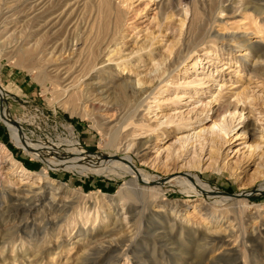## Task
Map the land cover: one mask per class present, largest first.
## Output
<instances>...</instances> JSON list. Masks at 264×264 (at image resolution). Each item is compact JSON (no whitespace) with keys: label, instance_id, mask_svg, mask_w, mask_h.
Returning <instances> with one entry per match:
<instances>
[{"label":"rangeland","instance_id":"1","mask_svg":"<svg viewBox=\"0 0 264 264\" xmlns=\"http://www.w3.org/2000/svg\"><path fill=\"white\" fill-rule=\"evenodd\" d=\"M17 1L0 0L2 19ZM89 1L38 18L48 0H30L0 21L3 118L34 141L75 138L89 154L126 158L153 183L50 168L0 120V146L29 172H11L0 154V212L16 200L31 207L23 218L0 213V238L10 237L0 264H214L230 253L264 264V0H112L119 22L84 73ZM24 31L28 46L48 40L36 70L17 63ZM11 34L19 42L9 44ZM132 81L143 84L133 90ZM224 118L211 145L202 130ZM191 173L229 201L189 193L182 180ZM209 237L222 239L206 245Z\"/></svg>","mask_w":264,"mask_h":264},{"label":"bare ground","instance_id":"2","mask_svg":"<svg viewBox=\"0 0 264 264\" xmlns=\"http://www.w3.org/2000/svg\"><path fill=\"white\" fill-rule=\"evenodd\" d=\"M27 1L30 0H18L17 1L18 3L15 2L17 4V7L13 8L12 9L13 11L11 9L10 10L8 9L7 14L13 12L11 16L18 15L22 11L21 10L17 11V9L20 8V6H22ZM67 1L68 0H48L47 2L48 6L45 8V10L42 13H40L39 16L41 17L38 16V18H43L45 16L54 14L56 11L60 10V8H62ZM89 4L90 6L89 9L87 10L88 21L84 22L82 28L84 29L90 28L89 35L91 36L92 39L90 38L91 43L88 40L85 41V44L88 45L89 48H88V55L86 57V66L84 65L82 69L84 73H86L87 71V70L85 71V68L91 69V67L94 66L93 64L96 63L95 60L101 42L102 41L104 42L106 40V37L108 36V32L110 31V27L112 26V22L116 24L119 22V18H120L119 17L120 13L118 14V12H116L112 6V0H97L96 3L89 1ZM167 8L169 10H172L173 8L172 4L169 3ZM2 16H0L1 23H3L5 20L9 18L11 19V16H8L4 19H2ZM197 30L199 35H201L202 31L200 26L197 27ZM21 34L22 35L20 36L22 39L20 40V44L24 42V45L18 51L19 55L17 57V63L25 69H27L26 67H31V68L33 67L31 70L34 69L36 70L37 69L36 66H39L37 57L42 55L43 59L41 60H44V56H43L44 48L47 46L46 44L48 43V40L46 42L37 41L33 45L28 46L30 44V37H31L30 32L24 31ZM7 38H9V44H12L14 42L15 43L19 42V40L17 39L18 37L16 38L14 34L9 35V37ZM24 46H28V47H24ZM63 46L64 47L60 49V53L65 48V45ZM24 60H26L27 65L24 64ZM44 62H47V59L44 60ZM36 77L40 82L41 81L44 82L46 80V75L41 69L37 70ZM140 84L143 83L141 81H136V82L132 81V86H130V88L135 90L136 85L138 86ZM127 89L128 88L126 87L123 90L125 94ZM2 100H4V95L0 88V102ZM3 113L5 114V108L0 104V120L9 131L13 141L17 144V146L20 149H23L26 153H28L29 157L44 163L46 166L50 168H57L58 170L75 173L79 176H84V177L88 175H102V176L112 175L118 178L129 177L133 180L136 186L150 185L153 183L152 180L147 176H145L144 174H142V172H140L139 170L135 171L133 168H131V165L126 158L115 160L114 157H109L108 156L109 154H105V155L89 154L88 152L84 151L81 148L79 141L74 140L75 138L71 141L62 140L63 142L58 145H53L51 143H45L40 141H34L30 139L21 130L20 126L12 124L10 121L3 118ZM235 113L236 111L233 110V112H230L229 115L235 116ZM226 126L227 124L224 118L223 120H219L218 123L214 122L207 130L203 129L202 132L209 134L210 136L208 135L209 136L208 141L210 142L211 145H215L217 143V133L225 131V129L227 128ZM200 136L201 135L199 132L195 134L193 137L198 138ZM108 138H109L108 145L109 146L114 145L113 148L116 147L115 153L117 154V152L120 151L119 147L121 145V142L118 141L116 142V131H114L111 135H109ZM63 144L66 147L65 151H61L62 148L61 145ZM0 154L4 162H6L10 166L9 169L11 170V172L14 173L17 172L18 174L23 173L22 174L23 176H25V174H29L28 171L22 168V166L17 161H15V159L12 158L11 153H9V151L6 150L3 146H0ZM116 154H114V156H116ZM187 168L190 169L197 168L196 161L190 160L187 163ZM259 174L262 175V173ZM166 179L167 178L161 179L158 182V184L160 185L164 184L165 181H167ZM23 181L26 180H22V182ZM182 183L186 187L189 193L203 195L204 198L212 199L215 201V203L227 202L230 199L229 197H221L220 195H218V193L215 192L214 189L210 187L206 182L202 181L197 174H192V173L189 174L188 176L184 177ZM50 186H52L51 188L52 190H55L58 193L64 190L62 185L58 186L53 181L50 183ZM262 189H264V186L262 187ZM2 210L3 211L0 212L1 214H4L6 217H9L11 219L12 218L15 219V218L25 217V213L30 212L31 207L27 206V204L24 205L20 200H16L15 204L13 203L12 205L5 206L4 209ZM2 237L0 238V244L3 245L10 237L9 236H8L9 238L7 237L2 238ZM221 239H222L221 237L220 238L209 237L208 239H206V245L208 244L217 245L219 242H221ZM250 242L253 245V249H252L253 254H258L261 251L259 249L260 245H258V242L260 241L257 242L256 238L255 239L252 238L250 239ZM106 251L107 249L103 250V252ZM100 253L97 254L100 256ZM84 264H93V260H90V258H88L84 261ZM214 264H238V263L237 260L233 258V254L230 253V255L227 254L220 257L217 260V262H214Z\"/></svg>","mask_w":264,"mask_h":264}]
</instances>
